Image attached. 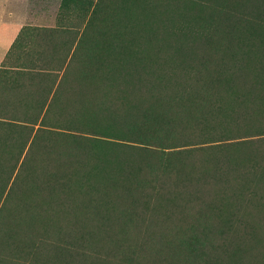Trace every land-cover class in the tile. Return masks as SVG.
<instances>
[{
  "label": "rangeland",
  "instance_id": "374dc122",
  "mask_svg": "<svg viewBox=\"0 0 264 264\" xmlns=\"http://www.w3.org/2000/svg\"><path fill=\"white\" fill-rule=\"evenodd\" d=\"M0 264H264V0H0Z\"/></svg>",
  "mask_w": 264,
  "mask_h": 264
},
{
  "label": "trees",
  "instance_id": "16d2710c",
  "mask_svg": "<svg viewBox=\"0 0 264 264\" xmlns=\"http://www.w3.org/2000/svg\"><path fill=\"white\" fill-rule=\"evenodd\" d=\"M174 77V76H173ZM229 77V76H228ZM201 79H204V78H197V81H200ZM232 80H234V79H232ZM203 81V83L205 84V79L204 80H202ZM202 81H200L201 82V84H202ZM226 81V83L225 84H227V83H229V81H231V78L229 77V78H227V80H225ZM199 82V83H200ZM222 83H224L219 77H218V80H217V85L219 86V87H223V84ZM233 83V82H232ZM199 85V84H198ZM228 85V84H227ZM229 86V85H228ZM199 87V86H198ZM144 144H146V146L148 145L147 143H144ZM60 251H66V252H68V250H67V247H65V246H61L60 248Z\"/></svg>",
  "mask_w": 264,
  "mask_h": 264
}]
</instances>
